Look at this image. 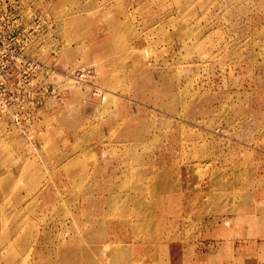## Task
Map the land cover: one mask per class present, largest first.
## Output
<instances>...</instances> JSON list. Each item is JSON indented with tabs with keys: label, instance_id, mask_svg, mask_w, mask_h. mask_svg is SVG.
I'll return each mask as SVG.
<instances>
[{
	"label": "rangeland",
	"instance_id": "374dc122",
	"mask_svg": "<svg viewBox=\"0 0 264 264\" xmlns=\"http://www.w3.org/2000/svg\"><path fill=\"white\" fill-rule=\"evenodd\" d=\"M26 4L0 264H264V0Z\"/></svg>",
	"mask_w": 264,
	"mask_h": 264
},
{
	"label": "built area",
	"instance_id": "2783aa9c",
	"mask_svg": "<svg viewBox=\"0 0 264 264\" xmlns=\"http://www.w3.org/2000/svg\"><path fill=\"white\" fill-rule=\"evenodd\" d=\"M31 11L26 0H0V119L19 118L14 104L26 102L34 77L49 70L28 55L47 24L43 15Z\"/></svg>",
	"mask_w": 264,
	"mask_h": 264
},
{
	"label": "bare ground",
	"instance_id": "6f19581e",
	"mask_svg": "<svg viewBox=\"0 0 264 264\" xmlns=\"http://www.w3.org/2000/svg\"><path fill=\"white\" fill-rule=\"evenodd\" d=\"M8 244H9V243H8ZM9 245H10V244H9ZM6 246H7V245H6ZM89 252H90V251H89ZM15 259H16V258H15ZM10 262H11V261H10ZM78 263H79V262H78ZM80 263H81V262H80ZM80 263H79V264H80ZM11 264H12V263H11ZM74 264H75V263H74ZM76 264H77V263H76Z\"/></svg>",
	"mask_w": 264,
	"mask_h": 264
}]
</instances>
